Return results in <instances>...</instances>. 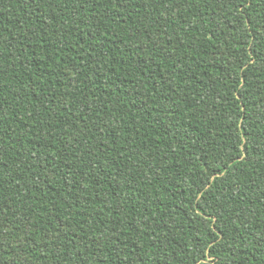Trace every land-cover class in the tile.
I'll use <instances>...</instances> for the list:
<instances>
[{
  "label": "trees",
  "instance_id": "1",
  "mask_svg": "<svg viewBox=\"0 0 264 264\" xmlns=\"http://www.w3.org/2000/svg\"><path fill=\"white\" fill-rule=\"evenodd\" d=\"M0 264H264V0H0Z\"/></svg>",
  "mask_w": 264,
  "mask_h": 264
}]
</instances>
